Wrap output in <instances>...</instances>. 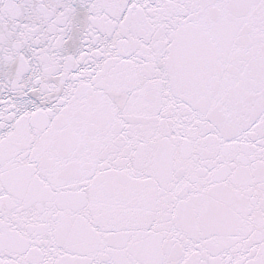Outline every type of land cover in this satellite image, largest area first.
<instances>
[{
	"label": "snow or ice",
	"instance_id": "snow-or-ice-1",
	"mask_svg": "<svg viewBox=\"0 0 264 264\" xmlns=\"http://www.w3.org/2000/svg\"><path fill=\"white\" fill-rule=\"evenodd\" d=\"M0 264H264V0H0Z\"/></svg>",
	"mask_w": 264,
	"mask_h": 264
}]
</instances>
